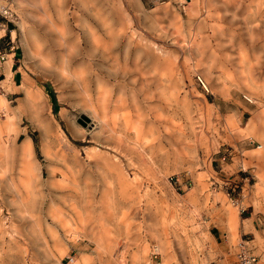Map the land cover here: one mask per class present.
Here are the masks:
<instances>
[{
    "label": "rangeland",
    "instance_id": "1",
    "mask_svg": "<svg viewBox=\"0 0 264 264\" xmlns=\"http://www.w3.org/2000/svg\"><path fill=\"white\" fill-rule=\"evenodd\" d=\"M16 12L0 25L24 75L0 62V264H236L241 239L264 264V0ZM112 22L144 53L112 45Z\"/></svg>",
    "mask_w": 264,
    "mask_h": 264
},
{
    "label": "built area",
    "instance_id": "2",
    "mask_svg": "<svg viewBox=\"0 0 264 264\" xmlns=\"http://www.w3.org/2000/svg\"><path fill=\"white\" fill-rule=\"evenodd\" d=\"M18 0H0V25L8 24L9 22L14 23L17 19L16 12V4ZM11 32V29H8ZM6 33L0 35V38L5 37ZM5 47L8 48L7 51H12L16 48L15 42L10 39V42H6L0 48V62L5 59L6 50ZM177 180L178 177L176 176ZM257 255L252 252L248 246L246 240L241 239L238 243V250L236 252V264H253L256 261Z\"/></svg>",
    "mask_w": 264,
    "mask_h": 264
},
{
    "label": "bare ground",
    "instance_id": "3",
    "mask_svg": "<svg viewBox=\"0 0 264 264\" xmlns=\"http://www.w3.org/2000/svg\"><path fill=\"white\" fill-rule=\"evenodd\" d=\"M127 28H128L127 24L125 25V24H123L121 22H112L111 24H109V26H107L105 29L102 30V33L109 41L112 42V45H116L117 47H123L126 50H129L131 47H134L135 50L140 51L143 54L144 52L142 50L143 49L142 45H139V43L137 41H133L132 38L129 35H127V33H126V29ZM137 53H139V52H137ZM159 59H160V57L157 55L156 56V60H155L156 61V65H157V68H159L161 70L163 64H162L161 61H159ZM169 69H170L169 70L170 71L169 72L170 73L169 74L170 79L171 80H175V76H176V73H177L176 72L177 71V65H176V60L175 59L170 61ZM158 80L162 83V76L161 75L158 77ZM82 117L84 119H87L85 116H82ZM124 118H126V117H124ZM124 121H125V119H124ZM126 126H128L127 122H126ZM136 135H139L138 131H136ZM120 137L122 138V136H120Z\"/></svg>",
    "mask_w": 264,
    "mask_h": 264
},
{
    "label": "crops",
    "instance_id": "4",
    "mask_svg": "<svg viewBox=\"0 0 264 264\" xmlns=\"http://www.w3.org/2000/svg\"><path fill=\"white\" fill-rule=\"evenodd\" d=\"M6 33V36L5 37H2L0 38V48L5 45L6 42H10V39H12L14 42V36H12V32H5ZM15 45H16V48L12 51H7L8 48L5 47V50H6V55H5V59L4 61L10 59L11 60V64H10V76H11V79L16 83L17 81L21 82L22 79L24 78V75L22 73V71L19 69L18 66H14L17 59L19 58V56L22 55V51H23V48L21 45L17 44L15 42ZM6 69L1 67L0 68V73H6L5 71ZM243 209V208H242Z\"/></svg>",
    "mask_w": 264,
    "mask_h": 264
}]
</instances>
